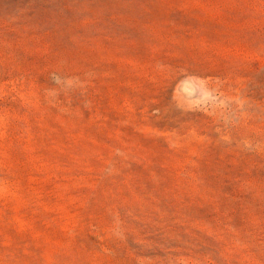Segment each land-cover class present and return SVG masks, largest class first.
Instances as JSON below:
<instances>
[{"label": "rangeland", "instance_id": "rangeland-1", "mask_svg": "<svg viewBox=\"0 0 264 264\" xmlns=\"http://www.w3.org/2000/svg\"><path fill=\"white\" fill-rule=\"evenodd\" d=\"M0 264H264V0H0Z\"/></svg>", "mask_w": 264, "mask_h": 264}]
</instances>
